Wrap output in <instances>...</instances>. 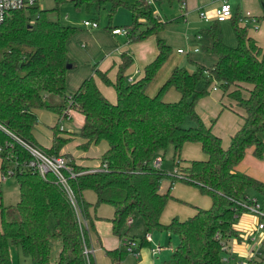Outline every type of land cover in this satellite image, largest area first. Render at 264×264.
I'll list each match as a JSON object with an SVG mask.
<instances>
[{
    "label": "trees",
    "instance_id": "trees-1",
    "mask_svg": "<svg viewBox=\"0 0 264 264\" xmlns=\"http://www.w3.org/2000/svg\"><path fill=\"white\" fill-rule=\"evenodd\" d=\"M53 2L56 11L61 3L70 2L91 17L107 9L105 28L110 32L114 12L124 7L131 16V22L123 25L128 41L153 35L157 52L138 79L129 80L125 75L131 63L125 52L114 81L107 71L92 67L104 84L114 88L115 101L111 102L100 92L93 74L72 93L66 91V72L75 66L66 43L78 28L49 18V10L38 3L14 10L0 22V172L11 168L19 190V199L10 205L3 204L0 190V264H12L11 244L30 264H95L84 248L90 247L88 234L95 232L93 222L98 217L94 213L101 204L112 207L108 221L118 238L125 239L127 220L134 214L141 217L148 232L165 229L177 237L169 257L157 264H223L229 241L241 240L234 224L248 210L251 191L264 196V181L237 169L247 149L258 158L264 155L260 138L264 134V48L239 23L240 15L231 16L235 45L223 41L220 21L213 20L204 29L210 38L204 50L216 55L215 62L210 67L194 63L191 71L175 66L157 92L149 95L146 88L168 58L170 45L159 35L165 21L148 0ZM210 85L241 109V125L227 147L212 131L214 122L206 124L196 111L197 101L208 94ZM169 89L178 93L177 100L164 99ZM35 109L57 116L48 147L39 145L34 137ZM69 110L80 113L83 122L64 137L59 121ZM73 136L81 139V149L100 142L106 148L94 168L66 159L70 171L64 169L63 176L69 191L51 171L41 175L22 165L31 158L25 144L49 156H65L60 152ZM189 142L198 143L205 157L180 164L182 146ZM168 148H172L176 167L172 172L152 164L158 155L162 160ZM163 178H169L171 184L177 180L193 185L210 197V206H194L187 218L173 216L162 223L165 205L174 199L171 184L160 191ZM88 190L95 195L93 202L84 197ZM54 240L60 245L52 260ZM143 242L141 238L139 245ZM105 253L114 262L123 257L118 249H105ZM228 257V264H236L233 255Z\"/></svg>",
    "mask_w": 264,
    "mask_h": 264
},
{
    "label": "rangeland",
    "instance_id": "rangeland-1",
    "mask_svg": "<svg viewBox=\"0 0 264 264\" xmlns=\"http://www.w3.org/2000/svg\"><path fill=\"white\" fill-rule=\"evenodd\" d=\"M130 1L132 2L133 0H129V2ZM258 2V8H256L255 6H251L249 10L261 16L259 17L257 23H254L256 25H259V30L253 31L249 23L247 24L246 28L247 34L257 40V42H259L261 46H264V0H259ZM38 4L42 8H46L49 10V18L53 20H59L62 24L74 26L78 28V30L82 29V31H85L86 28H89L84 26L82 23V21L86 17L96 19L99 22V26L101 28H105V26L107 25V9H104L100 11L98 15L91 17V15L86 14L82 10H77L70 2L61 3L58 6L57 11L53 9L55 6L53 0H40ZM150 4L154 13H156L161 20L165 21L164 27L159 35L170 45V54L156 72V75L149 86L153 85V83L156 82V79L158 77H161L165 71L169 74L171 68H174L175 66H183L190 71L193 70L195 64L192 63L190 55L188 56L186 55V53L178 54L176 52V49L180 48L186 51L189 46L193 45L192 40L195 35L199 32L204 33V29L207 28L213 21L210 20L211 22H208L200 18V11L204 13L208 12L205 5H200L198 8H190L187 5L186 9H181L179 0H172L171 2H169L168 0H151ZM182 14L184 15L182 16ZM113 22H117V26L129 24L131 22L130 12L124 7L117 8L112 16V25H114ZM220 27L223 34V41L226 44L235 45V37L229 20L224 23L221 22ZM110 34L114 35L111 32ZM210 87L211 85L209 86L208 94L201 97L197 101L196 111L204 121L214 122L213 129L221 137L223 146L227 147L230 140L229 135L239 127L241 117L239 114L232 111V109L227 110V107H225L222 112L220 110L222 107L221 102L224 104H228L231 101H229L226 96H224L222 100H220L219 97L221 91H213ZM168 91L173 90L169 89ZM168 91L164 94L165 97H167L169 93ZM231 107L233 108V110L241 113V109L237 106L236 103H232ZM42 112L47 114H42ZM42 112H40L39 114L34 113L37 119V122L34 126V131L37 142L43 145L47 144L48 141L50 142L51 140L50 126L57 121V116L53 115L52 112H48L46 110H43ZM79 122V116L76 113H72L70 118L61 119L59 121V126L67 131H77L80 126ZM189 123L190 121L187 120L185 124L188 125ZM235 126L238 127L235 128ZM260 138L262 141H264V134H260ZM193 145H196L197 147L195 153L200 152L201 154L198 143H195ZM182 154L184 155V153ZM171 156L172 148H168L165 151L161 163V169L165 170L166 172H172V170L175 171L176 168L173 161L171 160ZM184 156L185 159H182V162L193 160L191 159V156ZM184 156L181 155V158H184ZM93 160L96 159L93 158ZM238 168L240 171L256 176V178L264 181V155H262L261 158H258L252 154L250 149H247L241 162L238 165ZM1 176L2 175L0 172V190L2 202L4 205L15 204L19 199L17 181L12 175H7L4 179H2ZM161 182L164 186V191H166V189L169 188L171 184V180L169 178H163ZM172 189L173 192L181 194V197H179V200H168L165 208L167 209V213L172 214L167 217V220H164V216H162L163 220H161L164 224L171 219V216H173V214H177V216L180 217V214L182 215L184 213H188V210L192 209L194 207L192 205L194 204H196V206L198 207H201V204L205 202L208 203L207 207H209L211 204L210 197L208 195L200 193L199 190L193 185L175 180L173 182ZM90 193L93 197V193L91 191ZM250 195L251 197H255L261 204V206L264 207V196L253 191H251ZM110 208L111 207L107 204L99 205L96 210L98 216H104V218L108 217L110 215ZM244 213L245 214L242 221L245 225V229L240 233L243 236V240H240L238 242L236 240V243H234L236 244L235 251H232V247L230 248L229 246L228 253L225 255V257H228V254H233L235 259L233 261L236 264H254V262L264 263V237H260L262 231L259 229L253 231L254 227H256L258 217L255 213H252L249 210H246ZM183 216L184 217H181L182 219L186 217V215ZM254 217L255 221H253ZM49 225L51 227L53 226V219L51 218L49 220ZM97 229L100 236L104 234H108L110 236L113 235L111 232V227L105 219L101 220V222L97 224ZM125 231L127 237L129 236L134 238L130 243L128 242L127 237L125 239L120 238L121 245L118 250L123 253L121 261H112L104 251H98L99 247L93 245L95 249L93 254V257H95V259L93 258L95 260V264H157L169 257L171 250L178 242L177 237L173 234H170L165 229H153L148 232L142 222L141 217L138 214H134L132 216V222L131 224L126 226ZM146 233L151 236V239L139 246L140 239L144 238ZM59 245V240H54L52 242V260H55L57 257ZM157 246L159 247V250L156 253H152L151 249L156 248ZM128 248L134 251L128 252ZM251 249L254 253V257L252 256L253 258L249 256ZM9 252L12 264H30L29 258L22 256L18 252V249L15 245L11 244L9 246Z\"/></svg>",
    "mask_w": 264,
    "mask_h": 264
},
{
    "label": "crops",
    "instance_id": "crops-1",
    "mask_svg": "<svg viewBox=\"0 0 264 264\" xmlns=\"http://www.w3.org/2000/svg\"><path fill=\"white\" fill-rule=\"evenodd\" d=\"M222 1L223 0H188V2H187V0H183L182 3L180 2V8L186 9L187 5L190 8L191 7L198 8L200 5H205L207 8V11H208L206 14L213 17V13H214L215 8ZM227 1L231 4L232 14H234V15L239 16V15H242L245 11H249L253 16H255V18H256L255 23H257V21L259 20V17H261L255 13H253L251 10H249L251 6H255L256 8H258V5H259L258 1L259 0H227ZM183 15L184 14H182V16ZM85 19H91V18L86 17ZM227 20H229L230 26H231V24H232L231 18L226 19V20L221 21V22L224 23ZM221 22H220V24H221ZM97 23H98V26L96 28H86L85 31H82V29H79L66 43L68 55L72 60L75 61V66L73 68L68 69L66 72V91H67V93H72L73 91H75L78 88V86L82 82V80H84L87 76L93 74L96 85L99 88L100 92L109 101L114 102L115 101L114 88L111 85L104 84L101 81V79L98 76H96V74H94L92 67L95 66L96 69L103 71V72L107 71L108 78L111 81H114L115 76H116V72H117V68H118V64L120 63L121 58H122V53L125 52L126 55H128L131 58V63L125 70V75L128 77V79L131 78V80L132 79H138L142 75L143 67L148 62H150L156 55L157 49H156V43H155V36L150 35L143 40L129 42L127 34H114V35H112V34H110L109 30H107L106 28H101L99 26L98 21H97ZM113 23H114V25H113L114 27H123V25L117 26V22H113ZM249 24L251 25V29L253 31L259 30L258 24L257 25L251 24V23H249ZM253 25H255L257 28L255 29L253 27ZM256 42H257V40H256ZM257 43L259 46H261L259 44V42H257ZM192 44L193 45L189 46V48L186 51H184L182 49L183 52H178L177 50L180 48H177L176 52L178 54L186 53V55H188V56L190 55L191 61L193 64L198 63V64L205 65L207 67H210L216 60L215 54L206 52L204 50L206 46L210 45V38L205 33L199 32L193 38ZM261 47L264 48V46H261ZM195 48H197L196 51L194 50ZM172 69L173 68H171V70ZM171 70H170V72H171ZM170 72H169V74H170ZM169 74L166 73V71H165L161 77H158L156 79V82H154L153 85L149 86L151 83L150 82L148 85L149 87L147 86V88H146L147 94L154 95L157 92L160 85L162 84V82L164 81V79H166V77ZM154 77H153V79H154ZM171 90H173V91H168L169 93H168L167 97L164 96L165 97L164 99L167 101H174V100L178 99V96H179L178 93L174 89H171ZM211 90L217 91V90H219V88H215V89L211 88ZM219 91H221V90H219ZM223 97L224 96H222V92H221L219 99L222 100ZM232 103H234V102H229L228 104H224L221 102L222 107L220 110L223 112L225 107H227V110L232 109V111L239 114V112L233 110V108L231 107ZM223 105H225V106H223ZM42 111H43V109H35L34 113L39 114ZM72 113H76L79 116V121H80L79 124L81 126V124L83 122V116L80 113H78L74 110H71L69 117H65V118H67V119L70 118ZM42 114H47V113L42 112ZM53 115H55V114H53ZM202 120H203V118H202ZM204 122L206 124L209 123L206 121H204ZM240 123H239V126H240ZM52 125L53 124H51V126ZM236 127H238V126H235V128ZM59 129L62 130L61 135L64 137H67V133L74 132V131H67V130H64L61 128H59ZM212 131L219 136V134L213 129V126H212ZM64 132H66V133H64ZM234 132L230 133L229 138ZM33 133H34V137H35L34 129H33ZM51 140H52V131H51ZM51 140H50V142L48 141L49 144L47 143V144H43V145L40 144L39 142H37V140H36V142L39 145L48 147L51 144ZM81 142L82 141L78 136L71 137L69 142L63 146L60 153L64 154L65 155L64 157L66 159H68V157L73 158L77 164H80V165H83L86 167H91V168L97 167L99 164L98 158L103 153V151L105 150L106 144L104 142H100L96 145H90L87 149L84 150V149H81L79 147V144ZM99 144H101V145H99ZM193 144H195V143L189 142V143H185L182 146V149L180 151V158H179L180 164H185V162H182V159H185L184 155H186L188 157L191 156L192 157L191 159H201V158L205 157L202 151H201V154H200V152L195 153V150L197 147H196V145H193ZM222 146H223V144H222ZM199 147H200V145H199ZM200 150H201V148H200ZM182 153H184V155ZM181 155L184 156V158H181ZM158 156L160 158L162 157V155H158ZM93 158L96 160H93ZM161 163H162V160H161ZM161 163H160V167H161ZM237 169L239 170L238 166H237ZM169 172H171V171H169ZM241 172H243V171H241ZM244 173H246V172H244ZM246 174H248V173H246ZM248 175H250V174H248ZM251 176H253V175H251ZM253 177L256 178V176H253ZM257 179H259V178H257ZM163 187L164 186L162 185V182H161L160 191H162V192H164ZM172 188H173V184H171V186H170V194L173 196L174 199L179 200V197H181V194H179L177 192H173ZM93 195H94V193H93ZM84 197L87 201H90V202H93L95 200V198H94L95 195L92 197V194L90 193L89 190L84 192ZM170 200H172V199H170ZM201 205H202L201 207L206 208L208 203L205 202V203H202ZM192 206H196V204H194ZM165 207H166V205H165ZM194 210L195 209L193 207L192 209L188 210V213H184L182 215L180 214V217H178L177 214H173V216H177L179 219H182L181 217H184L183 215H186L185 218H187L188 216H190L194 213ZM109 213H110V215L108 217H105V218H104V216H102V217L98 216L97 211H96V213H94L98 217L93 222L95 232L90 231L88 234L89 246L93 250L92 256H93L94 251H95L93 245L98 246L99 247L98 251H100V252L101 251L105 252V249H119L120 248V245H121L120 244V238H118L117 236H113V235H112L113 236L112 237L108 234H104V235L100 236V234L98 233L97 224L99 222H101V220L105 219L108 222V224L110 225L108 219L112 216V207L110 208ZM171 214L172 213H167V209L164 208V210L161 214V217L164 216V220H167L168 219L167 217ZM244 214L245 213H242L241 216L239 217V219L237 220L236 224H234V227L239 231V233H241L245 229V225L243 224V221H242ZM99 215H101V214H99ZM173 216H171V218ZM161 217H160V221L163 222L162 221L163 217L162 218ZM185 218H183V219H185ZM253 221H255V217L253 218ZM253 231H255V227H254ZM126 237H127V234H126ZM240 237H241V240H243V236L241 234H240ZM145 242H148V241H145ZM145 242H143V243H145ZM139 243H140V241H139ZM234 243H236L235 239H231L228 243V247L229 246H230V248L232 247L231 248L232 251L236 250L235 249L236 244H234ZM142 244H140L139 246H141ZM253 254L254 253L252 252V249H251L249 256L254 257ZM232 255L233 254H228V256H232ZM93 258L95 259V257H93ZM94 262H95V260H94Z\"/></svg>",
    "mask_w": 264,
    "mask_h": 264
},
{
    "label": "built area",
    "instance_id": "built-area-1",
    "mask_svg": "<svg viewBox=\"0 0 264 264\" xmlns=\"http://www.w3.org/2000/svg\"><path fill=\"white\" fill-rule=\"evenodd\" d=\"M40 0H0V22H2L7 16L10 15V13L14 10L24 8L26 6H31L36 3H39ZM151 2V0H148ZM199 16L201 19L204 21H210V20H217V21H224L226 19L231 18L232 16V7L231 4L227 0H223L214 10L213 17L207 15L206 13L200 11ZM256 22L255 16H253L249 11H245L242 15H240L239 18V23L241 25H247L248 23L254 24ZM83 25L89 28H96L98 26V23L94 19H85L82 21ZM253 27L256 29L257 27L253 25ZM111 33L113 34H127L128 31L124 27H114L111 30ZM195 51L197 48L194 49ZM178 52H183L182 49H178ZM131 80V78H129ZM215 89L216 87H212ZM71 113V110L67 113L66 117H69ZM59 128L62 129L60 126ZM29 153L31 154V158L28 160H25L22 165L30 168L34 171L39 172L41 175H44L46 172L51 171L56 175L58 180L64 185V187L69 191V187L66 184L65 177L63 176V170H68L70 171V168L67 165V160L64 156L62 155H57V156H49L39 150L35 146L31 145H26ZM161 163V158L159 156L155 157L152 161V164L154 167H160ZM104 166V165H103ZM13 173V170L11 168H7L4 173H2L1 177L4 179L7 175H11ZM71 175H74L71 172ZM249 204L247 206L248 210L252 213H255L258 217L257 224L255 227L256 229H259L262 231L260 234V237H264V207L261 206V204L258 202V200L255 197H250L248 199ZM84 226L87 227L86 221L82 220ZM132 218H129L127 220V224H131ZM144 239L146 241H149L151 239L150 235L146 233ZM128 242H132L129 241ZM152 253H156L159 250V247L157 246L156 248H152ZM92 248L85 247L84 248V253L86 255H92ZM128 252H133L134 250H131L128 248ZM137 256V255H136ZM228 259L229 257H224L223 258V264H228Z\"/></svg>",
    "mask_w": 264,
    "mask_h": 264
}]
</instances>
